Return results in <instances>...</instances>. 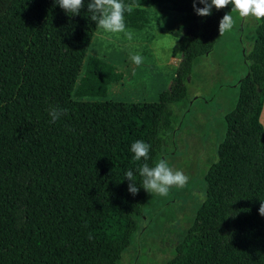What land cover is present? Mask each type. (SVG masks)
Segmentation results:
<instances>
[{
    "label": "trees",
    "instance_id": "trees-1",
    "mask_svg": "<svg viewBox=\"0 0 264 264\" xmlns=\"http://www.w3.org/2000/svg\"><path fill=\"white\" fill-rule=\"evenodd\" d=\"M88 2L71 15L55 0H0V264H119L149 203L138 169L165 159L179 126L173 105L189 97L231 7L178 25L170 89L157 102H125L73 98L98 29ZM246 59L205 200L166 264H264V20ZM53 108L65 110L55 122ZM137 140L151 146L148 161L134 159Z\"/></svg>",
    "mask_w": 264,
    "mask_h": 264
},
{
    "label": "rangeland",
    "instance_id": "rangeland-1",
    "mask_svg": "<svg viewBox=\"0 0 264 264\" xmlns=\"http://www.w3.org/2000/svg\"><path fill=\"white\" fill-rule=\"evenodd\" d=\"M132 7L125 23L132 31L109 33L98 28L73 92L74 99L125 102H157L170 89L182 58L181 41L171 33L185 25L195 13L193 0H122ZM200 4L198 3L197 6ZM229 13L231 31L217 38L213 50L199 58L188 81L189 97L173 108L178 131L164 147V160L189 177L184 188L173 187L168 196L150 193L144 216L119 264H166L175 247L195 222L206 197V174L218 161V148L227 129L226 116L239 96V81L248 73L246 55L256 39L262 20ZM159 43L161 56L156 55ZM130 54H140L136 66Z\"/></svg>",
    "mask_w": 264,
    "mask_h": 264
},
{
    "label": "clouds",
    "instance_id": "clouds-1",
    "mask_svg": "<svg viewBox=\"0 0 264 264\" xmlns=\"http://www.w3.org/2000/svg\"><path fill=\"white\" fill-rule=\"evenodd\" d=\"M66 13L71 15L79 14L85 6V0H55ZM203 4V7L197 6ZM232 6V11L239 12L243 18L254 17L256 20H264V0H193V8L197 15L201 17L210 16L213 8L217 11ZM88 11L93 13L91 20L97 22V26L109 33H124L131 40L133 38L132 31L128 30L125 23V12H132L130 5H125L122 0H89ZM234 27V20L230 13H226L219 22L220 36L225 32L231 31ZM159 43L156 44V55L161 56L159 51ZM131 61L140 66L143 63V57L140 54H130ZM65 110L56 108L49 110L51 121L55 122L64 114ZM150 145L137 140L131 145V151L134 153V159L140 161H148ZM139 174L143 177L142 187L151 194L162 197L168 196L173 187L184 188L188 183L189 177L183 171L174 170L164 159L159 160L154 167H150L145 162L138 169ZM125 178L129 181L128 191L136 195L140 187L137 186L133 172L127 171ZM259 214L264 216V201L259 207ZM89 234V239H91Z\"/></svg>",
    "mask_w": 264,
    "mask_h": 264
},
{
    "label": "crops",
    "instance_id": "crops-1",
    "mask_svg": "<svg viewBox=\"0 0 264 264\" xmlns=\"http://www.w3.org/2000/svg\"><path fill=\"white\" fill-rule=\"evenodd\" d=\"M98 28H99V27H98ZM97 30H98V29H97ZM94 36H95V35H94ZM181 59H182V58H179V59H178V58H176V57H174V56H171V57H170V61L173 62V63L176 62V64H177L178 62H179V64H180ZM260 120H261L262 124L264 125V107H263V111H262V113H261ZM177 131H178V129L175 131L174 135H176Z\"/></svg>",
    "mask_w": 264,
    "mask_h": 264
}]
</instances>
